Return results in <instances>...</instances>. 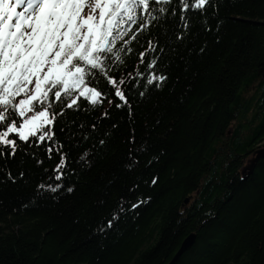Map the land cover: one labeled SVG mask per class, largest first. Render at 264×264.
Returning a JSON list of instances; mask_svg holds the SVG:
<instances>
[{
  "label": "trees",
  "instance_id": "obj_1",
  "mask_svg": "<svg viewBox=\"0 0 264 264\" xmlns=\"http://www.w3.org/2000/svg\"><path fill=\"white\" fill-rule=\"evenodd\" d=\"M151 9L108 65L127 103L93 76L0 156V264H170L193 234L177 264H264V0Z\"/></svg>",
  "mask_w": 264,
  "mask_h": 264
},
{
  "label": "snow or ice",
  "instance_id": "obj_2",
  "mask_svg": "<svg viewBox=\"0 0 264 264\" xmlns=\"http://www.w3.org/2000/svg\"><path fill=\"white\" fill-rule=\"evenodd\" d=\"M160 2L162 0H0V128L4 129L0 131V156L5 149L9 150V155L16 154L17 138L26 143L30 138L40 142L51 138V133L44 129L58 115L51 111L53 102L71 97L73 92L78 95L70 103L65 102L67 108L78 107L81 99L93 105L100 102L106 93L91 79L93 76L107 77L114 89L112 94L127 103L123 90L126 81L113 77L108 65L113 59H122L125 48L118 42L128 43L124 39L127 31L123 28L134 21L133 14L138 10L150 12L151 5ZM209 2L195 0L189 5L183 0V6L201 9ZM86 7L88 14H84ZM140 19L142 21V17ZM145 66L153 65L146 62ZM152 82L148 80L149 84ZM33 83L34 90H31L29 86ZM17 97L23 98L17 101ZM26 112L35 114L25 118ZM17 116L19 120L14 118ZM12 134L16 138H10ZM47 150L53 151L52 148ZM63 163L62 158L61 171ZM51 190L56 191V188Z\"/></svg>",
  "mask_w": 264,
  "mask_h": 264
},
{
  "label": "water",
  "instance_id": "obj_3",
  "mask_svg": "<svg viewBox=\"0 0 264 264\" xmlns=\"http://www.w3.org/2000/svg\"><path fill=\"white\" fill-rule=\"evenodd\" d=\"M263 153L262 152H258V156L256 157V159L254 160L253 162V165L252 167H254V165L261 159L263 158ZM253 172V171H252ZM251 172V173H252ZM189 201L190 200H187L186 201V205L189 204ZM196 241H197V236L196 235H190L182 244L179 252L177 253V255L175 256V258L173 259V261L170 263V264H177L178 261L181 259V257L188 251L190 250L195 244H196Z\"/></svg>",
  "mask_w": 264,
  "mask_h": 264
},
{
  "label": "rangeland",
  "instance_id": "obj_4",
  "mask_svg": "<svg viewBox=\"0 0 264 264\" xmlns=\"http://www.w3.org/2000/svg\"><path fill=\"white\" fill-rule=\"evenodd\" d=\"M18 10H19V9H18ZM84 14H88V9H87V7L85 8V12H84ZM96 16H97V18H98V11H97V13H96ZM29 87H30L31 90H34V83H33V85H30Z\"/></svg>",
  "mask_w": 264,
  "mask_h": 264
},
{
  "label": "bare ground",
  "instance_id": "obj_5",
  "mask_svg": "<svg viewBox=\"0 0 264 264\" xmlns=\"http://www.w3.org/2000/svg\"><path fill=\"white\" fill-rule=\"evenodd\" d=\"M252 163V162H251ZM250 172V171H249Z\"/></svg>",
  "mask_w": 264,
  "mask_h": 264
}]
</instances>
